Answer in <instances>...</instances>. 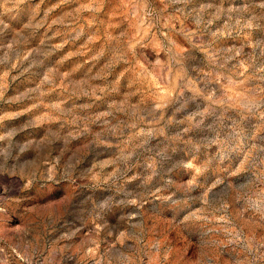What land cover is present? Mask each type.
I'll list each match as a JSON object with an SVG mask.
<instances>
[{
    "label": "clouds",
    "instance_id": "9594fccd",
    "mask_svg": "<svg viewBox=\"0 0 264 264\" xmlns=\"http://www.w3.org/2000/svg\"><path fill=\"white\" fill-rule=\"evenodd\" d=\"M0 264H264V0H0Z\"/></svg>",
    "mask_w": 264,
    "mask_h": 264
}]
</instances>
